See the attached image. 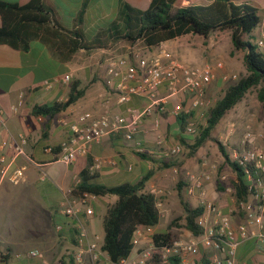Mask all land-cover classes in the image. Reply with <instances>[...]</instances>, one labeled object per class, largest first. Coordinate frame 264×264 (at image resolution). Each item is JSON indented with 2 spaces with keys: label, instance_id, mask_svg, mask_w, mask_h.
I'll return each mask as SVG.
<instances>
[{
  "label": "crops",
  "instance_id": "crops-1",
  "mask_svg": "<svg viewBox=\"0 0 264 264\" xmlns=\"http://www.w3.org/2000/svg\"><path fill=\"white\" fill-rule=\"evenodd\" d=\"M4 1L25 4L30 0ZM57 1L45 0L55 9L53 24L56 22L64 29L79 30L87 40H91L98 28L107 25L117 15L122 0H81V4L67 15L61 14ZM124 1L141 9L148 8L152 2ZM212 1L177 0L176 5L207 4ZM251 1L260 11L261 19L252 32L251 40L256 42L264 32V0ZM81 12L78 20V14ZM2 25L0 16V27ZM61 33L63 34L56 37V40L53 36H48L50 40L46 37L34 40L28 51L0 44V157L3 153L8 157L16 154L14 147L2 145L4 140L20 142V136L24 135L28 140L25 149L33 159V162H30L23 155L16 157L17 165H27L22 182L13 183L0 177V264H110L106 251L97 261H93L88 254L84 255L81 261L76 258L79 251L76 220L63 211L70 198L69 191L75 186V178L80 177L79 172L86 167L91 170V166L97 163H100V167L91 171L97 172L98 180L107 185L134 183L148 171H152L146 182V189L150 191L153 188H162L166 192L162 205L158 206L161 218L153 227L155 233L171 231L175 239L188 238L193 234L186 229L185 232L181 231V237H178L179 232H174V226H169L176 215L174 211L180 208L179 185L182 186L184 199L191 206H198L204 197L213 201L222 212H231L235 224L242 223L244 214L237 209L236 197L231 193L234 186L219 190L215 185V170L212 171V180L205 185L204 193L196 190L194 194H189L185 188L189 183L188 178L191 174H200L203 166H193L189 161L190 157L184 161L177 160V154L161 157L165 150L181 145L179 123L170 112L178 97L169 98L165 111L147 117L139 127L134 141L126 140L123 132L112 133L94 143L88 155H78L70 164L57 159L47 150L48 146L56 147L68 139L72 133L71 124L87 111L95 115L121 112L128 116V106L143 107L148 102L146 97L134 96L128 102L121 103L116 90L106 84V62L102 53H108L109 49L72 51L71 45L63 44L61 37L71 41L74 35L64 31ZM177 43L181 47L180 51ZM161 45L171 47L174 51L168 48L177 58V54L181 55L182 60L188 63L202 65L223 61V68L217 71L215 79L208 85L207 96L211 103L214 102L213 105L228 88H224L225 83L230 79L237 80L233 76L238 77L241 65L246 68L245 52L234 50L230 30L214 31L207 37L189 33L165 41ZM97 56L99 58L95 61ZM66 74L71 75L70 81H53L50 87L45 86L47 80ZM224 75L231 76L227 79ZM75 81H78V88L85 89V94L75 103L55 116L33 113L36 104L65 101ZM21 93L24 94V104L18 112H14L11 105L18 101ZM159 93L167 94V87L162 85ZM238 103L231 109L236 108ZM157 119L160 122L159 127L156 126ZM228 119L226 134L221 133L217 137L225 146H230L231 141L240 143L242 138L239 129H236V135L234 132L230 134L229 127L235 125L237 119L231 116ZM221 128L226 127L221 125ZM165 132L170 133L172 137L163 145H158V134ZM138 140L142 142L146 152H138L135 149V141ZM253 140L255 146H263L264 130L256 134ZM202 146L196 154L204 153L206 156L208 153L207 156L211 159L214 152L202 151ZM140 153L147 156L143 158ZM163 160L175 164L162 167L160 163ZM178 161L179 164H176ZM189 163L192 164L191 168ZM233 177L236 181L235 173ZM117 199V195L97 196L93 201L94 213L89 215L81 212L78 217V220L86 225L90 239L98 237L97 240L102 246L105 237L104 217L109 206ZM148 245L150 237L141 239L131 251V255ZM223 254L202 246L198 253L178 258L177 263L172 261L171 264H213L214 257L224 256ZM154 259L148 264H154ZM235 259L237 264H264V242L256 236L241 241L236 247Z\"/></svg>",
  "mask_w": 264,
  "mask_h": 264
},
{
  "label": "built area",
  "instance_id": "built-area-1",
  "mask_svg": "<svg viewBox=\"0 0 264 264\" xmlns=\"http://www.w3.org/2000/svg\"><path fill=\"white\" fill-rule=\"evenodd\" d=\"M264 51V32L254 42ZM146 49L151 47L146 46ZM156 50L149 52L144 49H134L129 54H114L106 59V84L114 88L118 93L121 103L128 102L132 97H146L148 102L143 107L128 106L124 113L105 112L95 115L87 111L71 124V136L60 144V151L55 153L54 146H48L47 150L55 157L67 164L76 160L78 155H88L94 143L112 133H124L125 139L134 141L135 135L143 121L156 112H163L167 109L166 104L171 97H178V101L171 109V114L188 116L185 128L186 134H195L198 131L197 119H207L208 111L211 108V101L207 96L208 85L215 79L216 73L223 68L221 60L208 62L202 65L192 64L179 59L164 45L156 46ZM231 75H224L229 78ZM233 78L238 79L236 75ZM71 80V75L55 77L47 80L45 86L48 88L53 81ZM165 85L167 94L160 95L159 90ZM24 104V94L21 93L18 101L11 105L14 112H18ZM192 112L194 115L192 116ZM156 126H160L159 119ZM232 131V130H230ZM252 133L247 132L244 143L252 142ZM27 138L20 136V142L4 140L2 145L14 147L16 154L8 157L3 153L0 157V177L9 179L13 183H20L25 179L27 165H17V155L25 156L28 161L33 162L32 157L25 149ZM166 135L159 133L157 144L163 145ZM135 149L138 152H146L141 141H135ZM182 151L181 145H176L165 150L161 157H170ZM231 158L240 163L247 171L248 192L246 199L236 201L237 209L244 214V221L234 223L232 213H224L213 202L201 198L200 204L203 207L202 213L196 221L201 228L198 235L191 234L188 238L174 239L171 242L158 245L154 242V232L151 225L138 227L133 237V248L141 239L150 237V245L140 248L136 254L131 253L122 258L119 263L110 264H148L152 259L158 257L162 264H171L173 258H182L189 254H196L201 247L212 248L216 252L224 253V256H215L213 264H237L235 259L236 247L250 236H256L264 242V145L244 147L242 150H235L230 154ZM200 174H191L186 185V192L194 194L196 190L205 192V185L212 180V171L217 166L214 163L204 161ZM100 163L91 166V170L99 168ZM209 168V169H208ZM80 177L75 178V186ZM63 211L65 214L76 220L75 228L78 233L79 251L76 258L81 261L84 255H89L93 261H97L105 252L97 238L90 239L88 229L84 223L78 220L79 214H93V201L97 195L84 192L77 197L71 195ZM158 197V206L162 205L163 196L166 194L162 188L150 190ZM252 225L254 227H252ZM35 253V252H34Z\"/></svg>",
  "mask_w": 264,
  "mask_h": 264
},
{
  "label": "trees",
  "instance_id": "trees-1",
  "mask_svg": "<svg viewBox=\"0 0 264 264\" xmlns=\"http://www.w3.org/2000/svg\"><path fill=\"white\" fill-rule=\"evenodd\" d=\"M177 0H152L146 9L137 8L122 0L119 11L109 23L98 28L91 40H87L79 30H68L54 23V7L45 0H30L19 4L0 0V16L3 25L0 27V44H8L13 48L28 51L36 39L53 36L60 37L61 32L74 35V39L67 41L61 37L63 44L71 45L72 51L79 49H112L114 45L127 42L131 45L142 42L146 46L156 47L165 41L181 37L186 34H198L204 37L214 31L230 30L234 50L245 52L244 63L247 73L237 82L230 85L217 102L208 111L206 124L201 126L195 136H187L185 128L188 116H175L179 123L180 143L187 149L186 155L193 156L197 150L211 138V132L223 116L240 102L252 88H258V99L264 110V51L251 40L252 32L260 23L258 8L251 0H213L210 3H190L185 6L176 5ZM78 14V20L81 17ZM54 25V26H53ZM85 94V89L78 88V81L71 87L65 101L36 104L33 107L35 115L55 116L75 103ZM192 116L194 113L192 112ZM221 153L236 174L234 182L237 201L246 199L248 192V177L246 169L233 160L226 146L219 139H215ZM60 151V145L54 152ZM145 158L147 155L140 153ZM162 167L173 166L175 163L161 161ZM176 164H179L177 162ZM152 171H148L137 182H124L117 185H107L98 180L99 175L89 167L80 172V180L73 187L71 195L79 196L90 192L97 196L117 195L118 199L109 206L104 217V244L111 262L119 263L127 257L133 248V237L138 227L142 225L154 226L160 222L161 214L158 207V197L146 189V182ZM179 195L185 210V228L198 235L201 228L197 224V217L202 213L201 205L191 206L182 195L179 185ZM172 226H177L173 221ZM154 242L162 245L173 241L176 237L171 231H162L154 235ZM177 263L178 258H173ZM156 257L154 264H160Z\"/></svg>",
  "mask_w": 264,
  "mask_h": 264
},
{
  "label": "rangeland",
  "instance_id": "rangeland-1",
  "mask_svg": "<svg viewBox=\"0 0 264 264\" xmlns=\"http://www.w3.org/2000/svg\"><path fill=\"white\" fill-rule=\"evenodd\" d=\"M57 4L60 7L61 10V14L62 15H67L69 14L74 8H77L80 4H81V0H58ZM91 6H93V2L91 4ZM258 13H260V11H258ZM178 44V43H177ZM180 44V42H179ZM178 44V49L180 51L181 47ZM165 46V45H164ZM169 47V46H168ZM146 45L142 42H137L133 45L127 43V42H121L118 43L116 45L113 46V48L111 50L107 52H103L102 53V57L103 59L105 58V62L107 57L110 55V53H114V54H129L132 50L134 49H144L146 51L152 52L155 51L157 48L156 47H151L149 49H146ZM172 51H174L171 47H169ZM110 52V53H109ZM106 55V56H105ZM179 59H182L181 55H178ZM99 56L95 57V61L96 59H98ZM241 59V57H240ZM241 61V60H240ZM247 73L246 68L243 67V65H241V70L239 72L238 75V79L240 77H242L244 74ZM237 79V80H238ZM237 80H229L227 83H225L224 88L229 87L230 85H232L233 83L237 82ZM258 88H252L250 89L247 94L244 96V98L238 103V105L236 106V108L234 109H230L229 111L226 112V114L223 116V118L221 119L220 123L216 125V127L212 130L211 132V138H209L202 146V151L205 152H214V155H212V158L210 159L206 153L204 156L203 154H195L193 156H187L186 152L187 149L181 144L182 146V151L176 155V159L177 160H185L187 157H190L189 161L192 162L193 166L194 164H200V166H202V163L204 161H208L209 163H214L216 164L217 168L214 172V178H215V185L218 187V189L222 190L227 188L228 186H234V171L232 170L231 166L229 165V163L226 161L225 156L221 153L218 144L216 143L215 139H217L219 134H226L227 129H228V123H229V117H234L235 119H237L236 124L235 125H231L229 127L230 134L232 132H234V135H236L238 132H236V129L241 130V136L242 138L240 139V143H233L232 141L230 142V146H226L228 152L231 154L232 152H234L235 150H242L244 147H250V146H255L254 145V141L252 138V142L251 144L246 142L244 143V138L247 132H251L252 133V137H255L256 134H260V132H262L264 130V110H263V106L262 103L259 101L258 99ZM214 103V102H212ZM211 103V107L213 106V104ZM205 111H209V108ZM198 123H199V127H198V131L200 129L201 126L206 124V119L205 118H199L197 119ZM252 121V122H250ZM248 123H251V125H248ZM221 125H223L224 129L221 128ZM198 131L195 134H189L191 136H195ZM166 135V140H168L170 137H172L170 135V133L165 132L164 133ZM216 136V137H214ZM174 139V138H173ZM172 139V140H173ZM175 142L177 141V139H174ZM180 162V161H178ZM192 164L189 163V167L191 168ZM231 193L234 195L235 190L234 187L231 190ZM115 197V196H113ZM180 198V195H179ZM174 213L176 214L173 219L172 222L170 223L169 226L172 225L173 221H177V226L173 227V231L174 232H179L178 237H181V231L185 232L186 228H185V210L184 207L182 205V202H180V208L175 210Z\"/></svg>",
  "mask_w": 264,
  "mask_h": 264
}]
</instances>
